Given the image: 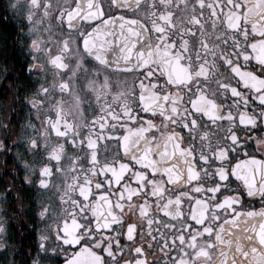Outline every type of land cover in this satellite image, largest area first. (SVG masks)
<instances>
[{"label":"snow or ice","instance_id":"6c2138e0","mask_svg":"<svg viewBox=\"0 0 264 264\" xmlns=\"http://www.w3.org/2000/svg\"><path fill=\"white\" fill-rule=\"evenodd\" d=\"M3 13L18 21L0 32L9 264H264V0Z\"/></svg>","mask_w":264,"mask_h":264},{"label":"flooded vegetation","instance_id":"af4514ba","mask_svg":"<svg viewBox=\"0 0 264 264\" xmlns=\"http://www.w3.org/2000/svg\"><path fill=\"white\" fill-rule=\"evenodd\" d=\"M18 21L14 18H11V13H3L0 14V32L4 31H13L17 27ZM13 34H15L13 32ZM22 59V57H21ZM2 99V98H0ZM19 117H21V121L24 117V112L21 111L18 113ZM35 235L25 236L23 234V229H17L16 235L13 239L9 240V244L16 248L17 251H27L28 247L34 243ZM21 257L19 255L7 254V255H0V264H9V261L13 259L19 260Z\"/></svg>","mask_w":264,"mask_h":264}]
</instances>
